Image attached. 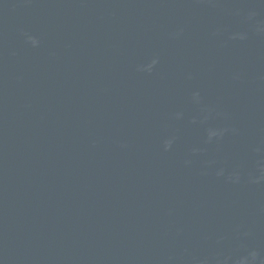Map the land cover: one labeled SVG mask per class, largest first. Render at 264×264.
I'll return each mask as SVG.
<instances>
[{
	"label": "water",
	"instance_id": "95a60500",
	"mask_svg": "<svg viewBox=\"0 0 264 264\" xmlns=\"http://www.w3.org/2000/svg\"><path fill=\"white\" fill-rule=\"evenodd\" d=\"M0 264H264V0H0Z\"/></svg>",
	"mask_w": 264,
	"mask_h": 264
}]
</instances>
